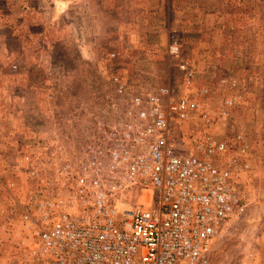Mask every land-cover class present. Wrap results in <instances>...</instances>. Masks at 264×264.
<instances>
[{"label": "rangeland", "instance_id": "374dc122", "mask_svg": "<svg viewBox=\"0 0 264 264\" xmlns=\"http://www.w3.org/2000/svg\"><path fill=\"white\" fill-rule=\"evenodd\" d=\"M181 59L193 67L192 85ZM160 86L173 97L206 89L211 126L199 112L173 117L176 145L196 152L192 135L208 132L229 145L220 165L248 145L246 210L214 241L210 264L264 262V0H0V264H36L27 259V213L47 178L75 163L111 106Z\"/></svg>", "mask_w": 264, "mask_h": 264}, {"label": "built area", "instance_id": "2783aa9c", "mask_svg": "<svg viewBox=\"0 0 264 264\" xmlns=\"http://www.w3.org/2000/svg\"><path fill=\"white\" fill-rule=\"evenodd\" d=\"M179 68L192 85L190 61L181 59ZM112 80L118 93L126 94L129 86L118 73ZM205 95L202 88L189 97H173L169 87L160 86L128 94L122 107L111 106L109 121L91 127L75 163L60 164L47 178L49 190L28 211L27 259L36 264H210L214 241L246 210L242 176L250 164L248 145H236L238 155L220 165L217 157L229 145L208 132L192 135L196 152L175 144L173 117L184 122L199 112L200 121L211 126L210 113L201 110Z\"/></svg>", "mask_w": 264, "mask_h": 264}, {"label": "crops", "instance_id": "0c3cea01", "mask_svg": "<svg viewBox=\"0 0 264 264\" xmlns=\"http://www.w3.org/2000/svg\"><path fill=\"white\" fill-rule=\"evenodd\" d=\"M31 79H33V77H31ZM44 80H46V78L44 79ZM18 84H21L20 83V81H19V83ZM28 84H29V82H28ZM54 114V112L53 113H50V115H49V117H51V115H53ZM64 125H62L61 126V131H67V127H68V125L66 126V127H63ZM77 126H81V127H83L84 125H78L77 124ZM45 128H47V129H49V131H52L53 132V130H52V122L50 123V124H48L47 126H45ZM77 129H79V127H77ZM60 131V130H59Z\"/></svg>", "mask_w": 264, "mask_h": 264}, {"label": "water", "instance_id": "95a60500", "mask_svg": "<svg viewBox=\"0 0 264 264\" xmlns=\"http://www.w3.org/2000/svg\"><path fill=\"white\" fill-rule=\"evenodd\" d=\"M61 5H63V3Z\"/></svg>", "mask_w": 264, "mask_h": 264}]
</instances>
